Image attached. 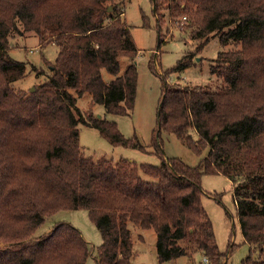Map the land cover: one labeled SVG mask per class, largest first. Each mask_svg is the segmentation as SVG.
Wrapping results in <instances>:
<instances>
[{
  "label": "trees",
  "instance_id": "1",
  "mask_svg": "<svg viewBox=\"0 0 264 264\" xmlns=\"http://www.w3.org/2000/svg\"><path fill=\"white\" fill-rule=\"evenodd\" d=\"M108 1L0 0V264H86L89 242L72 223L36 235L47 216L78 208L88 209L102 236L95 264H133L130 224L155 229L161 261L199 252L204 264H226L202 204L204 174L231 179L244 239L260 252L243 264H264V0H152L158 26L164 10L173 22L185 16L199 42L194 52L214 35L223 46L237 45L213 59L216 89L162 76L152 142L157 164L95 158L80 144L84 122L114 145L148 151L115 120L77 107L87 92L109 113L128 115L135 105L139 49L125 11ZM22 28L41 44L58 45L51 73L29 91L14 87L27 66L9 53L11 34ZM122 57L130 62L119 74ZM193 61L190 52L168 70ZM150 65L157 74L154 60ZM104 70L116 77L107 82ZM162 129L197 154L207 152L196 165L167 156Z\"/></svg>",
  "mask_w": 264,
  "mask_h": 264
},
{
  "label": "rangeland",
  "instance_id": "2",
  "mask_svg": "<svg viewBox=\"0 0 264 264\" xmlns=\"http://www.w3.org/2000/svg\"><path fill=\"white\" fill-rule=\"evenodd\" d=\"M113 1H116L125 11L126 20L131 25L139 49L135 59L138 69V84L133 111L128 115L109 113L103 104L92 103L93 96L89 92L78 97L77 107L83 113L91 109L101 117L115 120L125 136L136 135L148 147V151L114 145L98 129L84 122H80L78 125L80 144L86 155L95 158L103 155L115 159L126 157L138 163L157 164L160 162V158L153 152L152 142L154 131L158 125L159 101L164 84L162 76H167L166 82L170 84H209L210 88L216 89L219 81L210 72L213 59L217 58L220 50L236 48L237 45L230 43L223 46L219 36L214 35L202 51L194 52L199 42L192 39L190 28H188L184 17L173 22L169 11L164 10L160 27L154 14L155 7L152 0ZM22 30L23 28L11 34L9 53L15 59L24 61L27 66V74L15 81L14 87L17 90L29 91L44 81L51 73L48 61L55 60L58 45L53 42L41 44L40 37L34 31ZM160 35L164 39L162 42H160ZM190 52L194 53V61L190 66L169 72L168 69L175 66L179 59ZM151 59L155 62L157 74L150 65ZM129 62V58H121L119 74L125 71ZM103 77L108 82L116 75L104 70ZM194 135H196L195 132ZM160 142L167 156L180 157L190 165L198 164L201 157L207 152L205 150L202 154H197L184 145L173 132L165 129L161 130ZM201 184L204 190L202 204L213 222L219 248L227 254L226 264H243V261L250 255L253 260L258 259L259 249L251 247L244 239L231 179L223 174H204ZM58 222L72 223L82 231L91 248V254L86 264H95L97 247L102 242V236L99 228L90 218L88 209H61L46 217V221L38 228L36 235L46 232ZM130 229L135 249L132 258L133 264H204L203 256L199 252L190 258L182 255L175 260L161 261L157 256L155 229H138L133 224H130Z\"/></svg>",
  "mask_w": 264,
  "mask_h": 264
},
{
  "label": "water",
  "instance_id": "3",
  "mask_svg": "<svg viewBox=\"0 0 264 264\" xmlns=\"http://www.w3.org/2000/svg\"><path fill=\"white\" fill-rule=\"evenodd\" d=\"M109 9H111V6L109 7ZM31 90H35V88H34V87H32V88H31Z\"/></svg>",
  "mask_w": 264,
  "mask_h": 264
},
{
  "label": "built area",
  "instance_id": "4",
  "mask_svg": "<svg viewBox=\"0 0 264 264\" xmlns=\"http://www.w3.org/2000/svg\"><path fill=\"white\" fill-rule=\"evenodd\" d=\"M184 18H185V16H184Z\"/></svg>",
  "mask_w": 264,
  "mask_h": 264
}]
</instances>
